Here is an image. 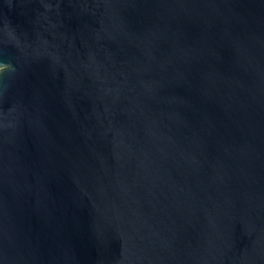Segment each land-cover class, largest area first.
Wrapping results in <instances>:
<instances>
[{
  "label": "water",
  "instance_id": "95a60500",
  "mask_svg": "<svg viewBox=\"0 0 264 264\" xmlns=\"http://www.w3.org/2000/svg\"><path fill=\"white\" fill-rule=\"evenodd\" d=\"M0 264H264V0H0Z\"/></svg>",
  "mask_w": 264,
  "mask_h": 264
}]
</instances>
